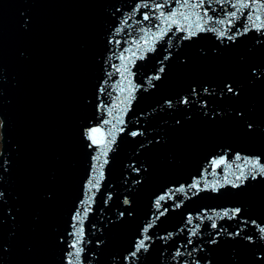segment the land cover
I'll return each mask as SVG.
<instances>
[{
  "label": "water",
  "instance_id": "1",
  "mask_svg": "<svg viewBox=\"0 0 264 264\" xmlns=\"http://www.w3.org/2000/svg\"><path fill=\"white\" fill-rule=\"evenodd\" d=\"M256 25L264 0H0V264H264Z\"/></svg>",
  "mask_w": 264,
  "mask_h": 264
},
{
  "label": "snow or ice",
  "instance_id": "2",
  "mask_svg": "<svg viewBox=\"0 0 264 264\" xmlns=\"http://www.w3.org/2000/svg\"><path fill=\"white\" fill-rule=\"evenodd\" d=\"M203 2V0H202ZM197 5H192V7H196ZM235 6V5H234ZM158 7H162V5H158ZM244 8H249V4L247 3H240L239 7L237 8V11H234L232 13H230V16L234 19L237 18V13L241 10V9H244ZM161 15L163 16L164 14L161 13ZM177 14L176 13H172V16L169 17V19L171 20V23L172 24H175L176 23V20L175 19H172V17H175ZM179 15H181L183 17L184 20H188V16L184 15V13H180ZM144 20H149V16L147 14L144 15L143 17ZM248 19L251 20V13L249 14L248 16ZM257 20L260 19L259 16L256 17ZM205 23H207V21H205ZM219 23H223V21H219ZM231 23V21H230ZM171 26V25H170ZM257 28H261V27H264V26H261V25H256ZM196 28L199 29L200 31H204L205 29L203 27H201V25L199 23L196 24ZM208 30H212V29H208ZM195 33L193 32H189V36L191 35H194ZM221 36L224 35V33H220ZM229 39H232V37H228ZM161 71H163V68H161ZM159 78V77H157ZM226 91L229 92V93H232L234 95L238 94L235 92V90L233 89V87L230 85V84H226ZM193 91H195V89H193ZM205 92L208 91L207 88L204 89ZM223 94V93H222ZM182 102L184 103H187V99L183 100ZM104 123H108V121H105ZM249 128H251L252 126L251 125H248ZM99 129H92L91 132L89 133V138L92 139V142L93 143H96L97 141L95 140V138L93 137L92 133H95V132H98ZM132 135H136V133H132ZM236 159H240L239 155L236 156ZM213 164L216 165V167H220L221 165H223L225 163V161L223 159H219V160H213L212 161ZM249 163L251 164V167L252 169L254 170H258L259 173L261 174H264V164H261V162L259 160H256V161H249ZM231 166V165H229ZM242 177L244 179H247L248 177H244L243 176V173H241L240 176H237L236 179L238 181H241L242 182ZM252 178L254 179L255 176H252ZM198 184H193L191 185V187L193 188H198ZM233 187H238L239 185L238 184H233L232 185ZM177 191H183V188H179L177 189ZM169 195V193H165V194H162L159 196V198L155 201V204L157 206V208L159 209L160 206H161V201H164L165 200V197ZM125 203H128V201L126 200ZM178 206V205H177ZM166 211V209H165ZM242 212V210L240 208H235L233 210H230V211H224L223 214H222V218L223 217H229V218H235L236 216L240 215ZM160 215H163L164 212H160L159 213ZM76 219H79L78 217ZM189 223H191V219H189L188 221ZM153 225L151 223H149L146 227H144L142 229V234L140 237L137 238V242L133 245V251L130 253V256L132 257H135L137 255V253L141 252V250H144V251H147L149 245L146 244V241L150 240L151 237L146 235V233H148L149 229L152 227ZM212 228H217V225L215 223H213L211 225ZM261 231H264V229H261ZM219 231L217 232V235H219ZM193 235H195V232H193ZM191 242V241H189ZM212 243H215L216 241H211ZM74 248H76V245L74 244L73 245ZM82 249L81 248H76V252H75V255L78 257L81 253ZM181 253L179 252V250H177V252L175 253V256H180ZM175 258V257H174Z\"/></svg>",
  "mask_w": 264,
  "mask_h": 264
}]
</instances>
